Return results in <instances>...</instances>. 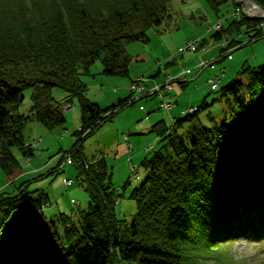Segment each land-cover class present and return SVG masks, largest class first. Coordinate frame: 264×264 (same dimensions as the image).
<instances>
[{"label": "trees", "instance_id": "trees-1", "mask_svg": "<svg viewBox=\"0 0 264 264\" xmlns=\"http://www.w3.org/2000/svg\"><path fill=\"white\" fill-rule=\"evenodd\" d=\"M170 1L0 0V165L9 175L27 167L41 142L25 137L27 124L36 121L37 127L54 130L68 119L65 106L77 103L81 124L72 133L77 139L69 158L89 199L86 208L74 205L79 208L74 213L60 212L49 220L45 208L52 198L37 187L46 174L25 178L26 172L19 184L2 190L0 237L7 232V239L17 240L20 229L29 230V242L15 251L12 247V258L4 260L8 249L1 250L4 264H204L203 250L220 251L242 236L264 237V63L243 64L235 78L220 82L216 91L226 106L222 118L210 111L207 120L200 113L216 101L209 103L208 93L171 123L156 122L149 130L158 141L140 165L132 168L127 158L132 166L123 185L113 182L105 155L84 152L87 138L141 99L156 95L160 110L177 107L172 97L178 98L176 77L162 83L158 93L145 85L144 76L132 79L141 85L140 98L134 100L129 90L108 106L90 98L83 80L94 74L97 60L104 75L130 76L128 45L151 41L150 28L171 16ZM206 1L216 13L231 1V22L212 32L211 39L226 42L239 31L244 37L238 42L256 38V32L248 34L259 20L234 14L235 0ZM257 2L264 6V0ZM227 48H219L220 56ZM168 83L172 88L163 89ZM25 98L31 102L27 111L20 109ZM58 167L50 171H61ZM128 186L136 210L130 219L119 218L116 204ZM42 244H56L53 261H46Z\"/></svg>", "mask_w": 264, "mask_h": 264}, {"label": "rangeland", "instance_id": "rangeland-1", "mask_svg": "<svg viewBox=\"0 0 264 264\" xmlns=\"http://www.w3.org/2000/svg\"><path fill=\"white\" fill-rule=\"evenodd\" d=\"M230 8L231 1L223 4L219 13H216L206 0H171L169 3L171 16L167 17L163 24L150 28L151 41L128 45V51L133 57L130 64V76L104 75L101 72L102 64L99 60L91 68L94 74L83 76V80L88 84L90 98L98 101L102 106H108L121 97H127L130 93V83L137 77L144 76L145 85L148 88L152 87L151 90L156 89V84L161 85L168 82L171 77H176L177 83L173 86V93H176L178 98L172 96L173 93L171 96L176 101L177 107L172 110H160L159 98L156 95L151 98L146 97L122 110L113 121L106 122L84 141L85 154L90 157L103 154L107 157L109 166L112 167V180L117 187L120 183L123 185V180L130 173L131 166L140 165L139 161L147 152L146 150L158 141L157 134L149 130L156 122L165 120L171 123L174 115H181L184 110L195 106L208 93V102L210 103L213 99L216 101L200 113L205 116L212 111L213 114L222 118L223 109L226 107L225 102L220 99L221 91L211 90L209 80L219 75L221 69L226 67V78L221 82L226 84L237 76L243 64L258 66L264 63V38L234 47L231 58L226 54L220 56L219 48L223 46L220 40L211 39V33L212 29H219L221 26L219 22L225 14L228 17L232 15ZM243 17H246V14ZM230 18L226 25L231 22ZM226 39L229 40L228 37ZM178 49L185 52L183 55L174 57ZM160 62L163 64L160 65ZM182 82L188 83L182 86ZM168 86L169 83L163 89L168 90ZM55 92L57 95L61 91L57 89ZM140 95H142L141 92ZM24 102L22 110L27 111L31 106L30 99L26 101L25 98ZM208 114L207 120H209ZM80 117L81 112L76 103L73 110L68 113L66 123L54 130H48L40 124L37 127L36 121L29 122L24 130L25 137L29 141H35L41 137V142L35 147L34 155L27 167L20 166L12 175H9L0 165V192L6 190L11 184H19L26 172L28 175L25 178L43 173L46 176L37 187L47 190L49 197L52 198L50 201H53L46 207L47 209L45 208V218L50 220L55 216L53 214L58 215L60 212L74 213L73 210L79 209L74 205L79 207L85 205L81 209L86 208L89 201L88 195L81 184L75 180L76 166L69 160V150L77 139V136H73L72 133L80 126ZM256 123L259 124L258 119ZM125 131L131 133L127 139L128 133L125 134ZM60 148L62 151L58 153ZM14 152L16 155L19 154L17 150ZM127 158L132 159V165ZM64 161L70 164L65 165ZM57 166L61 171L55 174L50 171V168ZM131 178L133 179L132 174ZM67 179L70 182L67 183ZM130 189L131 186H128L125 195L120 197L116 204V214L119 218L130 219L135 213L136 204L128 195ZM73 200L75 204L72 203ZM72 217L76 218V215ZM45 218L42 221H46ZM6 234L7 232L0 237V254L2 249H8L4 260L12 258V247L15 251L19 245L29 242L25 238L29 234L28 227L20 229L18 237L16 236L17 240L7 239ZM44 243L47 244L46 241ZM49 245L41 246L42 254L47 256H44L47 262L53 261L51 256L55 255L51 249L56 244ZM202 254L206 257L204 264H264V237L248 239L242 236L233 243H226L220 251L203 250ZM4 260H1L0 255V264H4Z\"/></svg>", "mask_w": 264, "mask_h": 264}, {"label": "bare ground", "instance_id": "bare-ground-1", "mask_svg": "<svg viewBox=\"0 0 264 264\" xmlns=\"http://www.w3.org/2000/svg\"><path fill=\"white\" fill-rule=\"evenodd\" d=\"M238 1H242L248 8V11H249V13H250V15H253V17H249V16H246V17H248V18H252V19H257V20H259L258 22H257V25L256 26H254L255 28H252V27H250L249 28V30H250V34H248V36L250 35L251 36V34H254V32H256V38H254L253 39V41L252 42H256V41H259V40H261L262 38H264V28L262 27L263 26V23H264V18H262V17H259V16H257L258 14H260V13H262V10L259 8V6L262 8V9H264V6H261L258 2H257V0H238ZM227 18H228V15H224V17H223V19L219 22L220 23V25L221 26H224L225 24H226V22H227ZM253 29H256L255 31H253ZM218 29H212V32H216ZM238 33V35H234L235 33H233V34H231L230 36H228V38H229V40H227L226 39V42H224L223 40H221L220 42H221V45L222 46H224V47H226V46H228V48L226 49V51H227V54H226V56H228L229 58H231V53H232V50H233V48L234 47H236V46H238L239 44H242V45H244V44H250V43H252V42H250L251 41V39L253 38V37H249L250 39V41L248 40V41H246V42H238V38H242V37H244L243 36V33L241 32V31H239V32H237ZM227 37V36H226ZM260 37V38H259ZM223 42V43H222ZM233 43V45H231ZM182 52H185V51H183V50H180V49H178L177 50V52H175V54H177V53H182ZM185 72V71H184ZM186 72H190V71H186ZM226 68L225 67H223L222 69H221V71H220V73H219V75H215L213 78H211L210 79V82H211V84H212V79H215V81H216V83H217V86L216 87H211L212 88V90H214V91H216V90H219V88H221L220 87V82L222 81V79H225L226 78ZM138 79V78H137ZM140 79V78H139ZM144 80V79H143ZM232 80V79H231ZM230 80V81H231ZM142 81V80H141ZM211 86V85H210ZM140 88H141V85L138 83V82H131V85H130V87H129V90L131 91V92H133L134 93V95H133V99L134 100H138L139 98H140V94L139 95H137L136 94V92H138L139 90H140ZM140 92H141V90H140ZM23 103H25V102H23ZM23 103L21 104V107H20V109H22V106H23ZM74 104H69V105H67V106H65V112L67 113H69L70 112V110L72 111L73 110V108H74ZM171 105L169 104L168 105V107H170ZM193 107V106H192ZM191 107V108H192ZM22 112V111H21ZM103 126V125H102ZM101 127V126H100ZM99 127V128H100ZM98 128V129H99ZM128 134H129V132H127ZM41 140V138L40 139H37L36 141H40ZM66 163V161H64V164ZM132 168H133V166H132ZM68 182H70V181H68V179H67V183Z\"/></svg>", "mask_w": 264, "mask_h": 264}, {"label": "built area", "instance_id": "built-area-1", "mask_svg": "<svg viewBox=\"0 0 264 264\" xmlns=\"http://www.w3.org/2000/svg\"><path fill=\"white\" fill-rule=\"evenodd\" d=\"M236 1V4H237V7H236V10H234V14H236V15H239L240 13H243L244 15L246 14V16H249V17H253V15H250V13H249V11H248V7L242 2V1H238V0H235ZM259 8L262 10V13H260V14H258L257 16H259V17H262V18H264V9H262L260 6H259ZM219 27V24H218V26H217V28ZM263 28H264V23H263V26H262ZM209 82H210V80H209ZM210 85H211V87L213 86V87H216L217 86V83H216V81H215V79H212V84H211V82H210ZM169 88H172V86L171 85H169L168 86ZM162 90V85H157V87H156V89H154V91H153V93L154 92H156V93H158V92H160ZM160 95V94H159ZM170 103H164V106H166V107H168V105H169ZM171 105V104H170ZM171 107V106H170ZM169 108V107H168ZM110 114V112L108 111V112H105V115L107 116V115H109ZM128 138V134H126V139ZM69 160H71L70 158H69Z\"/></svg>", "mask_w": 264, "mask_h": 264}]
</instances>
